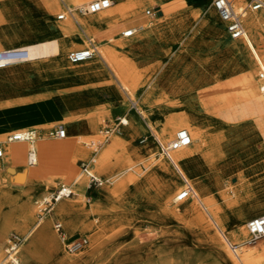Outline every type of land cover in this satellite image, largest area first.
Wrapping results in <instances>:
<instances>
[{
    "label": "rangeland",
    "instance_id": "obj_1",
    "mask_svg": "<svg viewBox=\"0 0 264 264\" xmlns=\"http://www.w3.org/2000/svg\"><path fill=\"white\" fill-rule=\"evenodd\" d=\"M9 1V3L12 4L13 11L16 12V15L9 16L7 22L10 20L9 22L12 23V26L17 31L20 30L19 32L22 33L29 42H35L53 36V34L44 35L42 27L45 22L49 25L51 24V27H56L58 22L64 23L66 20V17L64 19L57 18V13L61 9L51 16V21H46L47 16L46 14H43L40 6L39 8L37 6L31 7L29 3L24 0ZM66 1L69 5L75 4V2H70L69 0ZM88 1L90 0H85L81 3L85 4ZM112 1L115 4H125L128 2V0ZM143 1V6L135 14L110 25L109 28L96 30L90 33V36H94L98 41L97 49H99L101 45L116 47L115 42L118 38L131 40L132 43L136 45L134 49L120 51L122 54L133 60L136 68L141 71L144 79H147L142 83L138 95L132 97L134 101L137 102L139 97L145 93L150 81L153 82L155 77L166 74L165 71H162L166 63L167 65H173L174 69L170 75L175 81H183L184 84L193 81L195 82V85L199 84L201 81H205L208 77L215 78V75L222 73L225 66H230V63L227 62V64H225V62L222 61V57L218 55L220 48L212 49L208 46L209 43L207 41L201 42L198 46H191L192 39L189 34L191 35V33L197 29L198 25L195 23L198 22L200 16L204 10L207 9L208 5L212 4L211 0H164L158 1L157 3H155L156 0ZM181 1L183 2L182 5L188 3V8L190 9L188 10V14L180 15L176 21H188L193 22V24L196 25H194L195 28L193 29V26L190 24L191 27L189 25V28L184 31V33L186 32L187 34L183 35V38L186 37L187 39H181L178 37L180 38L179 40H172L173 45H165V39L164 37L161 38L160 32L150 35L146 39L142 41L140 40V42H138L139 37L136 38L135 36V34H137L136 31L129 37L121 35L122 31L127 26H137V24L143 22H153L152 25H154V23L164 22L174 16H178L179 14L176 13L178 9L175 6L170 8L169 5H176ZM193 5H199L201 7L192 8ZM152 8L155 10L161 8L159 10L163 12L165 17L157 19V14H153L152 16L147 15L146 10ZM195 11L198 12L196 16H193ZM185 17H187V19H185ZM105 31L107 32L103 33ZM262 32V29H260V34H262ZM72 35L76 36V42L82 43V45L72 49L69 48L65 50L62 55H57L62 59L60 60L61 63L69 62L67 59V53L70 50L79 49L87 45V40L79 28L76 27V30ZM204 35L201 36L204 37ZM228 36L229 41L227 43H231L234 38H232L229 33ZM176 46H181L182 51L186 54H183L182 57L176 56V54H174ZM7 47H18V43ZM2 48L3 47H0V49ZM191 48H193V52L191 51ZM160 51L163 53L162 55L160 54ZM90 58L92 61H99L101 63L97 54ZM52 59L53 57L49 60L41 61L53 70ZM210 62L214 64L217 63L221 65V67H224L223 69L215 70V72L205 71L204 76L201 77V75H203V73L200 72L201 67H205V65ZM33 63L34 60H25L19 65L18 63L17 65H11L10 68L24 65L34 66ZM245 67L249 69L246 64L241 68L242 72L245 70ZM102 68L103 71L101 73L94 74L93 76H90L89 74V77L83 75L76 76L71 73L64 74L59 69L55 68L50 74L52 80H54L53 82L42 78L35 73L33 74L34 78L31 79V81H29L28 77L27 79H25V77H18V82H12L13 78L7 79L0 76V92H7L0 96V134L4 135V140L0 141V148L3 151V154V144L6 143L5 140L7 135L20 127H24L26 130L31 128L37 130L36 136L41 134V136L54 138L46 133V129L57 124L66 126V123H51L59 118L60 115L63 116L70 114V111L65 108L62 98L58 93L57 89H59L64 92L68 98L75 101L77 100L82 104L84 103L86 106L85 112L88 111L84 116H92L91 120H98L96 128L93 130H84L82 132L84 135L95 134L97 130L103 127L106 123H112L117 115H123L125 118L130 119L131 114L135 113L143 126L141 133L133 135L134 132L130 127V123H127L122 126L119 131L114 130L110 137L117 134L124 141L128 142L130 146L140 150L141 156L136 160L141 169L144 166L143 161L147 155L152 154V157L155 158V160H158L159 158L163 160L165 159L174 169V172H176L181 188L183 186L181 175L178 170L171 165L169 160L161 154L157 139L160 138L159 140L162 142L166 141L161 136H158V131L163 127L169 117H177L181 116L183 112H189L185 106V101L178 102V100L185 99V97L189 95V92L180 94L178 96L180 98L177 100L175 99V95L172 94L173 91H168V94H164L162 92V90H165L164 87L162 90L157 88L152 95L154 105L152 107L153 114L151 118H148L145 115L143 108L139 109L140 114L145 119L143 120L139 116V113L132 108L127 94L119 88L103 63ZM246 77H249L247 72ZM30 82L33 83V86L22 88L24 84ZM250 83L253 85V82ZM16 87H18V91L16 90ZM171 87H175L174 84H172ZM198 88L199 87H194L193 93H195ZM255 89L258 92L257 87H255ZM191 93L192 91L190 94ZM116 95L119 97V100L115 99ZM25 99L30 102H23ZM94 104H96L98 108H95ZM55 105L60 109L59 112ZM41 107L47 108L48 111L51 110L50 112L54 115L51 120L33 124L31 128L17 126L6 129V127L10 125L11 120H5L4 117L7 116L9 112L29 109V112L31 113H18V121L26 120L35 115V110H31L32 108L37 109ZM198 107L201 118L203 120L208 119L209 117H204L202 115L203 109L200 105ZM89 113L90 115H88ZM250 121L255 128V133L254 130H251L242 135L240 134V137H238L239 140L233 142V144L239 143L240 146L237 149L240 151L242 149L243 151H246L252 144H255L256 151L254 156H250L246 161H243V159L251 155L249 152L237 154L239 151H227L224 155H221L220 158L216 159L205 158L204 155L210 153H204V150L208 149L204 148L202 150L203 152L201 151L190 157L187 161L185 160L182 162V166L186 171V178L192 186H194L195 182L193 179L205 177L199 182L202 191L200 193V200L196 198V203L198 208L207 215L212 229L198 221V218H196L195 214L191 211H169L166 198L162 199V192L169 187V174L164 171V169L150 168L145 170L142 186L136 188L132 183H128L120 192L122 197L111 200L106 199L103 201L108 211L104 217L103 226L99 230V237L96 240V243L100 245V249L96 254L92 256L89 255L87 241H85L79 250L75 252L69 251L68 244L71 241L79 238L85 239L87 236L78 227L74 228L72 231L68 230L61 222L59 216L55 215L53 210H51L52 213L50 214L56 216L63 226V231H58V233L53 226L55 218L51 217L50 224L52 230L54 231L56 241L62 246V249L54 250L52 247L38 240L34 243V256L30 264H218L215 255V247L217 246L212 242L213 231L220 236L226 249L232 253L234 258H236L237 264H242L239 262L236 255L239 247L242 246L250 250H256L262 243H264V237L254 242L249 241V237H246L244 223L250 219V216L243 221H240L237 217L240 210L241 212H245L246 209H252L255 207V210L264 211V115ZM66 129L69 138L63 142L68 144L70 140L77 138L79 132L71 125ZM214 132L215 130H208L207 135H211ZM90 137L87 139H90ZM173 137L174 134L170 137V140ZM144 138L145 140L141 141ZM109 141L106 142V144H108ZM146 143H148V146L145 149H141V146ZM80 145L88 150L90 155L86 159H77L74 161L72 172L73 175L76 171V173L80 172V174H83L87 184L89 177L80 166V160L89 162L87 168H91L94 164L91 163V158L95 157L98 151L95 153L93 149L87 147L85 144L81 143ZM197 155L199 156L197 160V168H195L196 165L193 163L192 159ZM2 156H0V161H2ZM25 157L26 153L24 155V161ZM203 163L205 164L204 167L202 166ZM11 165L12 163L9 160H5L4 163H1L0 188L18 189L22 187V189H25L29 187L32 189L28 197L29 201L35 207V213L32 222L28 221V223H26V229H29L38 218L42 217L45 213H48L43 212L42 215H39V204L44 195L49 197L51 193L63 183L69 184L70 182L73 185V188H76V185L74 184L75 181L73 180L74 176L69 181L56 177L50 184L48 183L50 177L47 176H42L37 180L30 179L29 181H24L26 179V168L28 165L24 168L14 166V169L10 170L9 166ZM124 166L126 165L121 164L119 168ZM229 166H234V168L228 170ZM117 168L118 167L112 169L110 173L116 171ZM91 170L93 173L97 174L103 182L98 186H90V188L86 190L84 194L89 200L98 197L102 187L108 185L106 175L96 172L93 168H91ZM244 171H246V173L252 172V174L249 177L245 174L238 178L239 173L243 174ZM18 174H23L24 179L17 178ZM227 182L234 184V187L228 188V186H226ZM178 190L179 188L174 189L171 195ZM204 196L210 198V206L203 201ZM0 204L3 207L2 211H4L11 206V204H16V201L10 204L6 202V196L0 194ZM176 204H179V202L171 197L170 206ZM43 205L44 204L41 206ZM211 210L218 211L219 216L214 217L210 215L209 213ZM2 211H0V219L3 216ZM223 223L225 224L224 227L221 225ZM11 235L18 237L19 244L22 242L23 232L18 231L16 228H10L6 233V239L0 244V248L3 252L0 258V261L2 262H5L6 260L4 259V248L7 238ZM62 236H64V238H62ZM244 239L246 244H244ZM229 243L235 244L236 249L232 250ZM155 259L157 261H155ZM19 264H23V262L20 261Z\"/></svg>",
    "mask_w": 264,
    "mask_h": 264
},
{
    "label": "bare ground",
    "instance_id": "obj_2",
    "mask_svg": "<svg viewBox=\"0 0 264 264\" xmlns=\"http://www.w3.org/2000/svg\"><path fill=\"white\" fill-rule=\"evenodd\" d=\"M37 1L42 8L43 14H46L47 16L46 21H51V16L54 13L56 14V12L61 9L57 13L58 16V14L63 11L64 5L71 8L80 7L84 5L81 2L85 0H69L70 2H75L74 5H69L66 0ZM9 2V0H0V24H2L1 22H7L9 16L16 15V12L13 11L12 4ZM143 2V0H128V2L125 4H115L112 1L108 8L94 13L81 15L75 12L74 18L66 15V20L64 23H57L55 28L57 31L56 35L50 38L41 39L35 42L18 39V47H21L24 50L23 57L20 59H15L10 63L0 67V76H3L7 79L15 77H25V79H27L28 77L29 81H31L29 75L41 72V65L39 64L42 62L41 60H49L51 57H53L55 61L53 64L59 63V66L57 67L61 72H70L73 74L79 73L85 77H89V74L90 76H93L94 74L101 73L103 71V63L109 70L119 88H121V90L127 94L132 108H134V110L139 113V116L143 120L145 119L140 114L139 109L143 108L145 115L148 118H151L153 114L152 107L154 105V102L152 101V95L157 88L162 90L164 87L165 90H162L164 94H168V91H173L172 94L175 95V99L177 100L180 98L178 97L180 94L189 92V95H187L185 99L178 100V102L185 101V106L189 112H183L181 116L169 117L163 127H161L158 131V136L164 138L166 140L165 142L167 143L170 140V137H172L173 134L175 135L179 128H186L188 130L191 137V143L187 146L172 151L171 158L176 166H174V164L169 161L171 165L178 170L181 177L186 178V171L182 166L183 161H187L190 157L201 152L204 148H212L213 151L211 153L214 155V158H220L221 155H224L228 151L224 149L225 146L238 141L240 134L242 135L251 130H254L255 133V128L251 121L248 119L232 124L211 117L203 120L198 111L199 105L194 98L195 96L193 95L195 82L188 81V84H184V82L181 81L175 83V87H171L173 84L171 80L173 78L170 74H163L161 76L155 77L153 82L150 81L148 83L145 93L139 97L137 102L134 101L132 97L138 95L142 83L147 79H144L141 71L136 68L133 60L120 52L122 50L125 51L127 49H134L136 47V45L133 44L131 40L118 38L115 42L116 47H112L110 45H101L100 48L97 49V55L101 60V63L99 61L92 60L90 62L85 61L75 65L66 64L64 62L61 63V61L58 62V60L62 59H60V57L57 55H62V53L69 48L72 49L82 45V43L76 42V36L72 35L76 30V27L79 28V30L83 33L88 43V38L91 37L90 33L99 30L104 25H112L135 14L143 6ZM236 3L239 6L238 0ZM197 12L198 11H195L193 16H196ZM211 13L214 14V10H211ZM164 17V14L159 15L157 19ZM242 20L245 26V34L241 38L232 39L231 43H226L224 48L225 50L220 47V52H227L224 57L221 56L223 59L222 61L225 62V64H227V62L230 63V66H225V69L222 71V73L215 75V78L223 74L241 69L246 64L248 65L250 72L256 78L260 69H264V9L258 12H247L243 16ZM152 24L153 22H147L138 26H130L132 29H134L133 34L136 31L137 34H135V36L136 38L139 37L138 42L152 35ZM260 29L263 31L262 34H260ZM2 31L3 32L0 35V47H3L2 49L12 48L7 47L8 41H11L10 31L7 29H3ZM193 34H205L204 36H206L207 29L204 27V25L198 26L197 29L193 31ZM223 35L228 37V32L226 29L223 31V33H221V36ZM25 60H34V66L24 65L10 68L11 65H17V63L19 65ZM68 61L71 62L69 59ZM258 82L259 79H256V83ZM191 91L192 93L190 94ZM23 102L30 101L25 99ZM56 109L59 112L58 106H56ZM84 115L85 114L82 113H72L63 116L60 115L59 118L55 119V121L51 123H67L68 121L79 119ZM88 115H90V113ZM126 120L127 123H130V127L133 129V135L141 133L143 126L135 113L131 114L130 119L126 118ZM96 121L98 122V120ZM120 128L117 131H119ZM50 129L51 127L46 129L47 134ZM208 130H215V132L211 135H207ZM25 131L26 129L24 127H20L9 134L13 132L22 133ZM8 135L5 140L6 143L3 144L4 154L2 151L3 156L2 161H0V167L1 163H4L5 160H9L12 163V165L9 166L10 170H13L14 166L16 167L18 164L24 161V155L26 151L28 149H33L37 156V163L33 166H27L26 179L24 181H29L30 179L37 180L42 176H47L50 177L48 180V183L50 184L56 177L63 179H66L67 177L65 174L58 175L56 173H44L45 168L41 167H46L48 164L52 163V161L57 163L59 160L71 163L70 165L73 166L74 161L77 159H86L90 155V152L80 144H86V140H88L87 138L94 134L78 135L77 138L73 137L74 139L70 140L68 144L63 142L64 140L68 139L67 137L60 140H55L52 143L49 141V137L38 134L33 143H28L27 141L23 140L9 142ZM110 138L109 143L103 144L95 157L91 158L92 163H94L92 165L93 167L91 166V168L102 175H106V181L108 182L107 186L102 187L100 195L98 197H94L92 200L87 199L83 191V188L86 186L85 176L80 174V172L76 173V171L74 172L75 174L72 175V177L74 176L73 180L75 181L74 184L76 185V188H73L75 196L61 198L51 205V210H53V213L59 216L61 222L68 230L72 231L74 228L78 227L86 234L87 238H85V241H87L89 255L92 256L96 254L100 249V245L96 243V240L99 237V230L103 226L104 217L108 211L103 201L106 199L111 200L122 197L120 192L122 188L128 183H132L136 188L142 186L145 170L150 168L164 169V171L169 174V187L162 192V199L166 198L169 211H191L195 214V217L198 218V221L204 223L205 226L212 229L207 215L198 208L196 203V198L200 200V193L202 191V187L199 185V182L205 177L193 179L196 182H194L193 186L197 195L196 198L187 197L181 201H178L179 204L170 206L171 197L175 200L174 197L178 192L176 191L173 195H171L172 191H174L176 188L181 189L182 187L180 188L177 174L174 172V169L169 165V163L165 159L163 160L161 158L155 160V158L152 157V154H150L145 156L143 161L144 166L141 169L138 166V161L136 160L139 156H141L140 150L130 146L128 142L124 141L117 134L112 135ZM3 140L4 135L0 134V141ZM237 144L239 145V143ZM147 146L148 143L143 144L141 149H145ZM229 151L233 152L234 148H229ZM255 151V144H252L246 151H243L242 149L241 151L239 150L237 154H244L248 152L251 153V155L243 159V161H246L250 156H254ZM121 164H125L126 166L119 168ZM116 167H118L116 171L110 173V171ZM91 168H87L85 174H94L97 176V174L93 173ZM233 168L234 166H229L228 170H232ZM38 171L44 174L42 175L39 172V175H37L36 172ZM245 174L247 177H249L252 172L246 173V171H244L243 174L239 173L238 178ZM17 178L23 180L24 175L18 174ZM226 186H228V188H232L234 187V184L227 182ZM31 190L32 189L29 187L25 189H22V187L18 189H9L5 187L0 188V194H4L6 196V202L11 204L12 202L16 201V204H11V206H9L4 211H2L3 207L0 204V211L3 212V216L0 219V244L6 239V233L10 230V228H16L18 231L23 232L22 242L18 245V254L16 250L18 264L20 261H22L23 264H30L34 256L33 246L38 240L52 247L54 250L62 249V246L56 241L54 231L52 230L50 224V213H45L42 217L38 218V220L31 227H29V229H26V223H28V221L32 222L33 215L35 213V207L29 201L28 197L31 193ZM49 197L44 195L41 198L40 203L44 200H48ZM203 201L207 205H211V200L208 196H204ZM254 208H250L245 212H241L240 210V212L237 214L238 219L243 221L248 216L253 217L261 212L259 210H255ZM209 214L214 217L219 216V212L214 210H211ZM245 224L246 223H244V225ZM221 225L223 227L225 226L224 223ZM245 231L246 237H249L246 225ZM62 238H64V236H62ZM8 240L9 237L7 238V242ZM212 242L217 246L215 247V255L218 264H237L236 258H234L232 253L226 249L222 239L214 231L212 232ZM244 244H246L245 239ZM2 253V249L0 248V258ZM236 255L239 259V262L242 264H264V243H262L256 250H250L241 246L238 248ZM4 259H6L5 262L0 261V264H11L9 259L6 258L5 254ZM155 261L157 260L155 259Z\"/></svg>",
    "mask_w": 264,
    "mask_h": 264
},
{
    "label": "crops",
    "instance_id": "obj_3",
    "mask_svg": "<svg viewBox=\"0 0 264 264\" xmlns=\"http://www.w3.org/2000/svg\"><path fill=\"white\" fill-rule=\"evenodd\" d=\"M24 1L28 2L31 7L37 6L39 8V6H40L37 0H24ZM158 1H164V0H157L155 3H157ZM175 3H177V2H175ZM211 3H212V0H211ZM182 4H183V2L181 1V2H178L176 5H169L170 8L175 6L178 9L176 13L179 15L174 16V17H172L169 20H166L164 22L162 21V22L154 23V25H152L153 27L151 29L152 35L157 34V32H160L161 38L164 37V39H165V45H173L172 40H177V39L179 40L180 38L181 39H187L186 37L183 38V35L187 34L186 32L184 33V31H186L189 28L190 24L193 26V29L195 28L194 27L195 24L198 26L204 25V27H206V29H207V35L206 36L202 37L200 34H196V35H194L193 33H191V35L189 34V36H191V39H192L191 46L192 47L198 46L201 42L207 41L209 43L208 46L211 47L212 49L222 47L223 50H225L224 49L225 44L229 41V36L228 37H225L224 35L221 36V33H223V31L225 30V26H224V23L219 18V16H218L215 8L213 7V5L212 4L208 5L207 9L204 10L202 15L200 16L198 22L193 24V22H188V21H184V22L176 21V19L180 15L189 13L188 10L190 8H188L189 7L188 3H186V5H182ZM200 7L201 6H199V5H193L192 6V8H200ZM211 10H214V14L211 13ZM157 11H158L156 13L157 17L159 15L163 14V12L160 11L159 9ZM209 14H210V16H209ZM185 19H187V17H185ZM143 23H146V22H143ZM140 24H142V23H140ZM140 24H137V26ZM191 25H190V27H191ZM109 26L110 25H107V26L104 25L99 30L109 28ZM127 27H129V26H127ZM55 28L56 27H53V26L51 27V24L49 25L46 22L42 27V29L44 31V35H47V34L52 35L53 34V36L56 35V33H57ZM3 29L4 30L7 29L10 31L11 41H8L7 46L17 44L18 39H22V40L27 39L25 36L22 35V33L19 32L20 30L17 31L12 26V23L9 21L0 24V35L3 32L2 31ZM113 29H111V30H113ZM106 32L107 31H105L103 33H106ZM92 37L94 38V40L97 44V42H98L97 39H95L94 36H92ZM178 37H180V38H178ZM161 49H163V48H161ZM192 49L193 48H191V51L193 52ZM226 53L223 51V52H221V54L219 52L218 55L224 57ZM160 54L162 55L163 53L160 51ZM174 54H176V56L182 57L183 54L185 55L186 53L184 51H182L181 46H176L174 49ZM59 61L60 60H58V62ZM85 61L90 62L91 58H88L84 61H80L77 63L68 62L66 64L75 65V64L85 62ZM53 62L55 63L54 59H52V63ZM39 64L41 65L40 66L41 72L37 73V74L39 76H41L42 78H45V79L53 82L54 80H52L50 74L55 68L59 69L57 67V66H59V63L53 64V66H52L53 70H51L43 62H40ZM223 67L224 66L221 67V65H219L217 63L216 64L211 63V62L207 63L205 65V67H201V69H200V72L203 73V75H201V77L204 76L205 71L206 72L207 71L215 72V70L223 69ZM173 69H174L173 65H167V63H166V65H164V69H162V71H165L166 74H170L173 71ZM246 72L248 73V76H249L248 78L246 77ZM68 73L70 74V72H68ZM64 74H67V73L65 72ZM71 74H73V73H71ZM207 74H210V73H207ZM75 75L76 76H78V75L82 76V74H79V73L78 74L76 73ZM29 77L31 79L34 78L33 75H29ZM256 79L257 78L255 76L253 77V74L250 72V70L247 67H245V70L243 72L241 71V69H238V70H235L233 72L223 74V75L216 77V78H214V77L213 78H211V77L206 78L205 81H201L199 84H196L194 86V87H199V88L195 91V93H193V95L195 96L194 98H195L196 102L198 103V105H200V107L203 109L202 115L204 117L217 118L220 121L232 123V124L238 123V122L243 121V120H248V119L253 120L257 117L264 115V98L261 97L259 90L257 92L255 89V87H257V89H258V83H256ZM171 81L173 82V84L181 82V81L177 82V80L175 81L174 79H172ZM12 82H18V78L17 77L13 78ZM250 82H253V85H251ZM31 86H33V83H26L22 86V88H28ZM16 90L18 91V87H16ZM57 90H58L59 95L62 98V101L64 103L65 108L70 111V114H72V113H82V114L88 113V111L85 112L86 106L84 105V103L82 104L81 102H79L77 100L76 101L72 100L71 98H68L64 92L60 91L59 89H57ZM4 93H7V92H0V96H1V94H4ZM115 99L119 100V97L116 95ZM94 105H95V108H98V106H96V104H94ZM31 110H35V112H34L35 115L33 117L26 119V120H19V121H18V113L29 112L30 111L29 109L23 110V111H20V110L17 111L16 110V111L9 112L8 115L4 117L5 120H11L10 125L7 126L6 129L7 128H14L17 126H26L27 128H31L33 126V124H36V123L38 124V123L45 122L47 120H51L54 116L53 113L48 111L47 108H45V107H41V108H37V109L32 108ZM29 113H31V112H29ZM117 116H119V115H117ZM91 119H92V116H83L79 119L68 121L65 124L66 125L65 128H69V126L71 125L79 132L78 135H84V134H82V132L84 130H93L96 128L97 121L91 120ZM109 124H111V123L108 122L105 125H109ZM101 128H99L97 130V132L94 135H92V137H90V138L96 137ZM66 137L69 138L68 133H67ZM55 140H60V139H57V138H50L49 139V141L52 143ZM85 145L87 147H90L87 145V143ZM100 147L97 150L93 149V151H95V153H96L100 149ZM238 147H239L238 144H230V145L225 146L224 149L229 151V148H234V151H239V149H237ZM212 151H213L212 148H208V149L204 150V153H210V154L204 155V157L205 158H214V155L211 153ZM198 156L199 155L195 156L192 159L193 163L196 165L195 168H197ZM81 161L82 160H80V162ZM91 163H92V161H91ZM70 164L71 163H67L65 161L59 160L57 163L52 161V163L48 164L46 167H41V168H45L44 173L45 172L46 173H56L58 175L59 174H65V176L67 178L64 180L69 181V180H71L72 175H73L72 174L73 173L72 172L73 166ZM204 165L205 164L203 163L202 166L204 167ZM25 166H27L26 165V159L22 163L18 164V168L19 167L24 168ZM37 170H39V169H37ZM39 172L40 171L36 172V174L39 175ZM40 173L42 175L44 174L42 172H40ZM181 179H182V177H181ZM69 184L72 187V184L70 182H69ZM88 188H90L89 180H88V182L84 188V193L86 192V190ZM72 189H73V187H72ZM73 191H74V189H73ZM74 195H75V192L72 196H74ZM246 210H248V209H246ZM48 213H52V212L50 211ZM262 213H264V211H261L259 214H262ZM51 217L55 218L53 221V226H54V222L58 221V219L53 214L51 215ZM250 218H251V216H250ZM62 228H63V226H62Z\"/></svg>",
    "mask_w": 264,
    "mask_h": 264
},
{
    "label": "built area",
    "instance_id": "obj_4",
    "mask_svg": "<svg viewBox=\"0 0 264 264\" xmlns=\"http://www.w3.org/2000/svg\"><path fill=\"white\" fill-rule=\"evenodd\" d=\"M237 0H212V5L215 8L219 18L224 23L226 31L229 35L234 38H241L245 34V26L243 23V16L247 12H258L264 9V0H238L239 6L236 3ZM111 0H90L85 3L83 6L71 8L69 6L64 5V9L61 13L58 14V19L65 18L66 15L74 18L75 12L81 15H85L88 13H94L100 11L102 9L108 8L111 5ZM237 5V6H236ZM158 11L154 8L147 9V15H156ZM134 29L132 27H126L122 31V35L128 37L133 35ZM24 50L21 47H12L8 49H0V67L10 63L15 59H20L23 57ZM97 54V44L93 37L88 38V43L85 47L79 49L70 50L67 53V58L71 62H79L86 60L93 55ZM257 79L258 82V90L260 95L264 98V69H260ZM127 124V120L125 116L119 115L117 116L113 122L109 125L103 126L96 137L90 138L87 140V145L92 149L97 150L103 143L109 140L111 133L114 130H118L120 127ZM48 135L57 139H63L67 136V130L64 125L57 124L51 127L48 131ZM36 138V131L31 128L27 129L25 132L18 133L13 132L8 135V141H16L23 140L28 143H33ZM142 139L141 141H144ZM159 150L161 154L166 157L172 164L175 163L172 161L171 153L172 151L187 146L191 143V137L186 128H179L174 137L169 142H162L157 139ZM0 156H2V149L0 148ZM26 165L33 166L37 163V156L33 149H28L26 152ZM80 166L83 171H86L88 167L87 161H81ZM89 177V186H98L102 184V179L97 177L94 174H88ZM183 186L175 195L176 201H181L187 197L196 198V192L192 184L186 179L183 178ZM74 194V191L70 184H60L50 195L48 200H44L39 205V215H42L43 212H50L52 203L57 200L69 197ZM44 204L43 206H41ZM246 229L249 233V241H256L262 237H264V213L251 217L246 222ZM54 228L62 232V224L60 221L54 222ZM85 243V239L79 238L74 241H71L68 244L69 251L75 252L79 250L83 244ZM19 245V239L15 235H11L9 237L8 242L5 245V256L9 259L11 264H18V258L16 255V250ZM229 246L232 250L236 249L235 244L229 243Z\"/></svg>",
    "mask_w": 264,
    "mask_h": 264
}]
</instances>
